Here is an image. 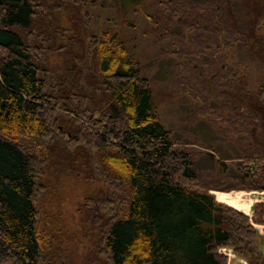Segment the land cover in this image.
<instances>
[{
  "label": "trees",
  "instance_id": "1",
  "mask_svg": "<svg viewBox=\"0 0 264 264\" xmlns=\"http://www.w3.org/2000/svg\"><path fill=\"white\" fill-rule=\"evenodd\" d=\"M156 3L160 37L175 46L177 91L200 102L193 121L211 113L221 119L230 151L221 161L205 152L221 176L195 171L193 144L163 126L149 78L116 33L90 35L83 83L56 77L31 42L46 37L36 28L46 0H0V264H45L34 200L46 150L61 144L107 185L86 203L104 264H227L223 248L264 264V234L255 227L264 225V200L247 214L212 194L264 193V0ZM232 48L259 68L255 89L230 58Z\"/></svg>",
  "mask_w": 264,
  "mask_h": 264
},
{
  "label": "rangeland",
  "instance_id": "2",
  "mask_svg": "<svg viewBox=\"0 0 264 264\" xmlns=\"http://www.w3.org/2000/svg\"><path fill=\"white\" fill-rule=\"evenodd\" d=\"M46 4L49 8L36 18L37 32H44L46 37L39 40L33 36L31 42L36 48L35 55L49 74L61 78L70 75L83 83L86 72L83 65L93 59L92 49L88 47L90 35L100 36L107 30L116 33L149 78L153 110L163 126L172 137L193 144L197 151L193 163L195 171L207 177L221 176V166L205 155L208 151L221 161V155L226 154L223 150L230 151V145L221 139L224 134L221 119L211 113L193 121L200 102L189 92L177 91L174 78L178 59L173 53L172 40L160 37L163 21L156 0H140L122 9L116 5V0H46ZM50 7H53L51 11ZM46 14L49 16L44 17ZM229 56L245 75L248 87L255 89L260 81L259 68L238 48L230 49ZM69 64L80 68L81 72L74 73ZM67 151L62 144L51 153L46 150L49 156L40 178L42 189L34 200L37 231L47 256L45 264L48 260L58 261V264H104L98 252L99 233L96 226L91 225L93 209L86 203L98 193H106L107 185L90 172L91 166L84 156ZM232 192L214 191L212 194L219 202L227 197L236 205L230 198ZM255 227L260 235L264 234V225ZM221 251L227 255V264L231 258L246 263L228 248Z\"/></svg>",
  "mask_w": 264,
  "mask_h": 264
},
{
  "label": "crops",
  "instance_id": "3",
  "mask_svg": "<svg viewBox=\"0 0 264 264\" xmlns=\"http://www.w3.org/2000/svg\"><path fill=\"white\" fill-rule=\"evenodd\" d=\"M230 192V191H229ZM233 195L230 196L236 205L232 204L226 198H221V202L228 203L247 214H250L254 203L260 200H264V193L248 192V191H233ZM230 264H246L239 262L236 258H231Z\"/></svg>",
  "mask_w": 264,
  "mask_h": 264
}]
</instances>
